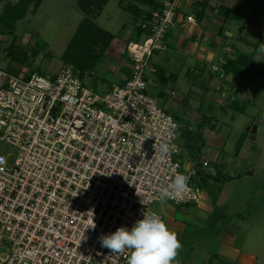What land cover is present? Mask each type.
<instances>
[{
  "label": "built area",
  "instance_id": "1",
  "mask_svg": "<svg viewBox=\"0 0 264 264\" xmlns=\"http://www.w3.org/2000/svg\"><path fill=\"white\" fill-rule=\"evenodd\" d=\"M184 2L155 0L140 38L126 45V81L103 95L72 66L25 78L0 67V264H127L130 252L112 253L101 236L156 212L160 191L181 170L178 121L149 95L146 75L156 72L152 56L166 49L178 21L195 24L193 15L178 19ZM224 61L212 74L223 77ZM155 142L176 150L154 156ZM194 174L183 197L168 202L201 201Z\"/></svg>",
  "mask_w": 264,
  "mask_h": 264
},
{
  "label": "crops",
  "instance_id": "2",
  "mask_svg": "<svg viewBox=\"0 0 264 264\" xmlns=\"http://www.w3.org/2000/svg\"><path fill=\"white\" fill-rule=\"evenodd\" d=\"M189 1L185 0L180 5V17L178 19L181 20L186 15H193L195 24L181 25L180 21H178L176 26L169 31L165 41L166 49L157 51L152 56L151 62L156 72L146 75L147 91L148 88H151V91L156 95L155 98L161 104L160 107L169 114L172 112L171 114L175 115L176 118H174L179 124L178 133L183 127H186L189 133H194L196 130L197 134L200 135L198 139L204 142V144H201L209 147L210 152L213 154L212 161L214 164H217L219 155L225 151L229 152V146H231L228 141L231 132L228 130V132L221 131L220 127H218L219 114L227 117L230 112V122L233 123L234 115L232 113L248 117L251 116L249 114L250 110L257 112L259 105L257 86L259 80L256 76L260 71L255 69L252 59L251 65L254 66V69L244 76L224 72L223 77L220 78L219 74H212L211 67L219 65L221 57L226 61L235 60L239 56L251 58L240 46L244 44L245 46H243L246 50L249 48L251 42L247 38L248 36L252 38L256 37L260 40L264 37V29H262V32L259 29V31H256L253 25L258 22L249 17V14L256 10H258L259 15L264 16V0H205L206 6L203 10L200 9L201 6L191 4ZM17 2L13 3L11 0H1L0 14L2 12L1 8L5 5H15ZM106 4L97 14L94 20L95 24V21L101 17ZM143 7L146 8L142 9L141 5L138 7L142 12L139 18L134 21L133 29L126 32L129 34L125 38L124 52L128 42L135 41L141 36L139 24L151 8L147 6ZM200 12L201 15L197 16ZM231 19L236 20L237 33H224L228 32L225 29V24ZM96 26L98 25L96 24ZM125 26V24H121V31L125 29ZM100 29L110 34L113 33L111 30ZM0 33L11 35L12 33L19 32L16 30V25L15 29L11 31L0 24ZM25 33L38 32L33 30L32 32L26 31ZM111 35L113 39L101 58H105V62L110 65L111 72L115 75L113 77L117 79L114 86H120L126 81L131 70V65H127L121 59L120 53L123 51V48H121L122 43L117 41L113 34ZM233 39L236 42H241L242 45L238 44L236 46ZM8 63L12 69L8 72L11 74L21 78H25L29 74L27 70L11 65L9 60L7 61V65ZM206 71L209 74V78H218V83L215 86L212 87L210 82L207 83V78L204 75ZM227 78L231 79L226 80ZM189 79L193 81L189 82ZM185 83H191L192 88L190 91L192 89L197 90L196 87L205 90V112L202 111L203 106H199L200 104L197 107H192L187 98H180L174 92L178 86L180 87ZM209 87L212 92H208ZM168 93L181 104L174 112L171 110L175 102L171 100ZM193 94L197 95L194 92ZM180 117L186 120L184 124H180ZM191 123H194V125ZM246 123L248 125L243 127L245 130L239 132L236 149L237 153H239L237 156L242 151L241 149L252 151V145H246L248 138L252 142L256 141L258 127L253 126V123L249 124L248 121ZM254 127L256 128V132L252 134L251 131ZM188 142L190 143L188 145L191 151L185 154L180 150L182 154L180 152L178 156L181 163V171L184 172L190 170L196 171L193 168L194 160H196L195 152L193 151L201 149L199 144L193 146V142ZM231 147L233 148V145ZM183 154L185 159L181 161ZM204 163L206 161L203 162V169L208 168V164L204 166ZM218 166L220 165L217 164ZM217 167H212L210 170L214 171ZM247 167L245 166V169ZM196 172L194 175H196ZM251 172V175L248 174L249 172L246 175L252 176L253 171ZM224 174L225 170H222L219 176L224 177ZM219 176L213 179L216 187H213L209 192L207 190L201 191V201L199 203L176 206L168 202L162 206V216L165 223L178 234V239L182 244V248L179 249V255L176 257L174 264H255L257 262L258 248H256V244L252 238L254 231L253 221L257 219L259 210L254 209L253 212L249 210L252 207L250 198H252L253 192L252 190H248V193H244L243 190L241 191V187L233 185L232 182L242 178V175L234 176L225 181ZM227 177L229 175L225 176V178ZM196 186L199 187L198 185ZM181 254L183 255L182 258H184L183 261L179 259Z\"/></svg>",
  "mask_w": 264,
  "mask_h": 264
},
{
  "label": "rangeland",
  "instance_id": "3",
  "mask_svg": "<svg viewBox=\"0 0 264 264\" xmlns=\"http://www.w3.org/2000/svg\"><path fill=\"white\" fill-rule=\"evenodd\" d=\"M11 1L15 3L18 0ZM118 2L119 0H109L101 14V17L95 22L100 28L107 31L111 30V32H113L111 34L116 37L117 41L122 43L121 48H123V51L120 53L121 59L127 65H131L132 60L129 58L127 51L125 50L124 52V42H126L125 38L129 34L126 32L133 29V24L134 21L137 20V15L130 12L128 7L132 8L134 5L140 7V5H138L134 0H122L120 8L118 6ZM141 8L145 9L146 7L141 6ZM1 10H3V8H1ZM249 15V17H252V19L258 22L254 23L253 28H255L256 31L261 30L262 32V29H264V16L259 15L258 10ZM84 17L85 15L78 7L77 0H43L35 13H33L31 8H29L25 17L19 20L16 24V30L19 33H12L11 35L8 33H0V35H2L0 37V67L4 70L11 71L12 69L9 66V63L7 65V61L9 60L11 65L21 67L29 73L37 72L41 75L56 74V72L64 65L62 61L64 52L74 37L75 30L77 31L76 28H78V23L80 24V21ZM121 24L126 25L123 31H121ZM225 29L228 32L224 33H237L236 20H228L225 24ZM33 30L38 33H25L26 31L32 32ZM247 38L251 42V45H249L247 50L244 48L245 45L243 44V46L241 42H236L234 39L233 41L236 46L241 44L242 46L240 47H242V49L245 50V52H247V54L251 57L250 59L253 60L256 55V50L259 47V43L264 44V37H262V40L257 39L256 37L252 38L250 36ZM19 45L26 47L20 48ZM253 62L255 64V69L264 74V61L256 62L253 60ZM65 66L74 67L73 65ZM204 75L207 78V83L210 82L212 87L218 83V78H214L215 80L209 78L207 71ZM113 76L115 75L111 72L110 65L105 62V58H100L93 72L85 73L83 77L79 75V79L85 86L92 89L96 94L103 95L107 92V90H111L117 82V79ZM256 77L259 80L258 86L256 85L259 92V105L257 104V112L250 110L249 114H251V116L248 117H242L240 115H236V113H232V115H234L233 123L230 122V112L227 117L223 114H219L218 127H220L221 131L226 132L228 130L231 132L228 141L230 145H233V148H235L233 150V148L229 146V152L225 151L220 154L221 156L219 155V161L216 162L220 165L218 166L219 168L217 167V164H214L212 161L213 154L210 152L209 147L207 145L204 146V142L198 139V136L200 135L197 134L196 130L194 133H189L186 130V127H183L179 133L177 131V144L180 146V150H182L185 154H187L188 151H191L189 146L190 143L188 141L193 142V146L195 144L196 146L198 144L201 146L200 150L193 151L196 156L193 168L196 169L197 172L195 171L196 175L192 176L194 181L193 184L195 183L198 185L201 191L207 190L209 192L213 187H216L213 179L214 177L216 178V176L218 177L220 175V171L222 172V170H225L224 177H219H221L224 181L229 178H233L234 176L242 175V178L236 179L232 183L233 185L241 187V191L243 190L244 193L248 190H252L253 192V195L251 196L252 198H250V204L252 203V207L249 210L251 212H253L254 209L259 210V213H257V219L254 217L256 220L253 221L254 231L252 240L256 244V248H258L257 262H255V264H264V75L258 74ZM230 79L231 78H227L226 80ZM188 81L192 82L193 80L190 81L189 79ZM164 88H166V86H164ZM191 88V83H185L180 87L178 86L174 92L177 93L180 98H187L192 107H197L200 104L199 106H203L202 111L205 112V90L196 87L197 90L192 89V91H190ZM210 89L211 88L209 87L208 92H212ZM168 90L170 91L171 89ZM193 92L197 93V95H194ZM148 93L151 96H156L155 93L151 91V88H148ZM168 94L170 96V93ZM170 97L171 100L175 102L171 110L174 112L181 104L177 100H174L172 96ZM160 105L161 104H159V106ZM171 113L170 115L175 117V115ZM246 120L249 124L253 123V126L258 127L256 141L252 142L248 138L246 140V145H252V151L249 149H241L242 151L237 156L239 153L236 151L238 144L237 140L239 139V132H243L245 130L243 127L248 125ZM179 121L180 124H184L186 122V120L182 117L179 118ZM191 124L194 125V123ZM2 146L3 148L7 147L5 144H2ZM255 149L257 150L255 151ZM182 151H180L181 154ZM184 159L183 154L181 161H184ZM177 160L180 163L179 158ZM204 161H206V166L208 164V168L203 169L202 166ZM215 166L217 167V171L210 170L212 167L215 168ZM245 166H248L247 169H245ZM251 171H253V175L247 176L246 173ZM180 173L187 176L189 171L184 172L180 170ZM226 175H229V177L225 178ZM166 203H168V201H166ZM163 205L164 204L161 203L155 204L152 206V209L162 215ZM182 257L183 255L181 254L179 258L181 261L184 260Z\"/></svg>",
  "mask_w": 264,
  "mask_h": 264
},
{
  "label": "clouds",
  "instance_id": "4",
  "mask_svg": "<svg viewBox=\"0 0 264 264\" xmlns=\"http://www.w3.org/2000/svg\"><path fill=\"white\" fill-rule=\"evenodd\" d=\"M253 60L264 61V44L259 43ZM153 148L154 156L159 154L162 158L176 150L169 143L155 142ZM188 180L189 177L185 174L176 173L168 187L160 191L159 202L164 204L170 198H182L188 191ZM95 227L91 217V228ZM100 242L102 247L110 249L112 253H124L128 250L130 255L127 257V264H174L178 251L182 248L178 234L168 227L161 216L147 211L143 214V219L137 220L130 230L119 227L114 233L101 236Z\"/></svg>",
  "mask_w": 264,
  "mask_h": 264
},
{
  "label": "trees",
  "instance_id": "5",
  "mask_svg": "<svg viewBox=\"0 0 264 264\" xmlns=\"http://www.w3.org/2000/svg\"><path fill=\"white\" fill-rule=\"evenodd\" d=\"M134 1L141 6L155 7V0ZM41 2L42 0H19L15 5H5L0 14V24L13 31L16 22L25 17L28 9L31 8L33 13L36 12ZM107 2L108 0H78V7L84 13L85 17L80 22L74 37L68 44L62 61L64 65H73L82 77L85 73L93 72L97 62L103 56L113 39L110 33L100 29L94 23L97 14ZM118 4L121 7L122 0H119ZM200 6L203 10L206 2ZM128 10L134 15H137L136 19L139 18L142 12L135 5L132 8L128 7ZM200 15L201 12L197 16ZM25 47L20 46V48ZM251 62L252 60L249 57L239 56L235 60H225L222 68L224 72L244 76L254 69Z\"/></svg>",
  "mask_w": 264,
  "mask_h": 264
},
{
  "label": "water",
  "instance_id": "6",
  "mask_svg": "<svg viewBox=\"0 0 264 264\" xmlns=\"http://www.w3.org/2000/svg\"><path fill=\"white\" fill-rule=\"evenodd\" d=\"M258 74H259V75H264V74H262L261 72H258ZM255 132H256V128L254 127V128L252 129L251 133L254 134ZM248 174L251 175L252 172H249Z\"/></svg>",
  "mask_w": 264,
  "mask_h": 264
}]
</instances>
